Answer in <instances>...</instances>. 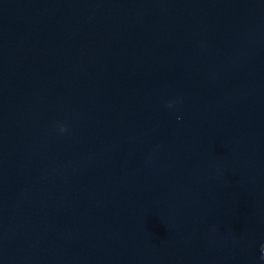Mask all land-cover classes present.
I'll list each match as a JSON object with an SVG mask.
<instances>
[{
	"label": "water",
	"instance_id": "water-1",
	"mask_svg": "<svg viewBox=\"0 0 264 264\" xmlns=\"http://www.w3.org/2000/svg\"><path fill=\"white\" fill-rule=\"evenodd\" d=\"M0 264H264V0H0Z\"/></svg>",
	"mask_w": 264,
	"mask_h": 264
},
{
	"label": "clouds",
	"instance_id": "clouds-1",
	"mask_svg": "<svg viewBox=\"0 0 264 264\" xmlns=\"http://www.w3.org/2000/svg\"><path fill=\"white\" fill-rule=\"evenodd\" d=\"M59 131H61V132L65 131V126L63 124L59 125Z\"/></svg>",
	"mask_w": 264,
	"mask_h": 264
}]
</instances>
